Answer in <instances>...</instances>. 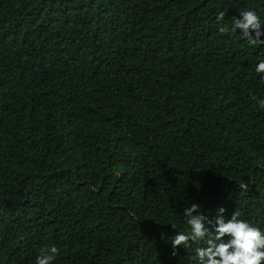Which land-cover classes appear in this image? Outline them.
Listing matches in <instances>:
<instances>
[{"label":"trees","instance_id":"1","mask_svg":"<svg viewBox=\"0 0 264 264\" xmlns=\"http://www.w3.org/2000/svg\"><path fill=\"white\" fill-rule=\"evenodd\" d=\"M245 9L0 0V264H199L169 242L191 204L264 230V45L216 19Z\"/></svg>","mask_w":264,"mask_h":264},{"label":"clouds","instance_id":"2","mask_svg":"<svg viewBox=\"0 0 264 264\" xmlns=\"http://www.w3.org/2000/svg\"><path fill=\"white\" fill-rule=\"evenodd\" d=\"M218 30L221 34L236 33L238 30L247 40L249 46L264 45V25L256 11L245 9L240 11V18L231 19V27L223 25L225 13L217 15ZM255 72L261 76L264 82V60L255 66ZM252 100L264 109V99L256 96ZM240 189H246L245 184H238ZM226 209L220 208L219 214L214 220H208L201 212V205L191 204L185 208L183 216L188 226L187 231L177 230V225L171 223L176 234L169 242L173 247V255H177V249L192 250L193 244L205 241L206 246H198L195 253L199 264H264V230L253 226L245 219H241V213L236 209L230 219L224 216ZM207 224L211 227L206 226ZM59 249L55 246L43 247L37 256L35 264H54Z\"/></svg>","mask_w":264,"mask_h":264}]
</instances>
